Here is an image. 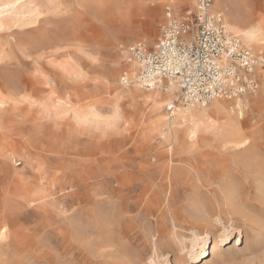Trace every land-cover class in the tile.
Returning <instances> with one entry per match:
<instances>
[{
  "label": "rangeland",
  "instance_id": "1",
  "mask_svg": "<svg viewBox=\"0 0 264 264\" xmlns=\"http://www.w3.org/2000/svg\"><path fill=\"white\" fill-rule=\"evenodd\" d=\"M6 1L0 0V264H205L204 256L206 264H264V201L255 191L264 178V79L240 100L242 117L234 110V122L220 119L221 130L203 136L221 140L192 150L175 141L169 164L163 153L170 132L161 128L155 99L144 88L117 91L127 88L119 80L120 46L154 43L165 0H19L26 3L20 13ZM226 2L264 38V0ZM190 7L183 0L174 15ZM129 8L132 17L124 14ZM154 12L150 24L140 16ZM240 139L250 141L248 149L234 147ZM165 172L172 177L169 199ZM229 183L251 190L256 206L231 212L218 191ZM197 193L208 205L204 214L191 207ZM213 195L220 208L211 205ZM153 202L163 207L156 230L155 216L144 210ZM216 218L232 224L229 238L215 254L210 242L192 257L193 233L213 238L221 229Z\"/></svg>",
  "mask_w": 264,
  "mask_h": 264
},
{
  "label": "bare ground",
  "instance_id": "2",
  "mask_svg": "<svg viewBox=\"0 0 264 264\" xmlns=\"http://www.w3.org/2000/svg\"><path fill=\"white\" fill-rule=\"evenodd\" d=\"M181 1H183V0H178V2L175 3L173 1L165 0L166 9L169 10V13L171 16L176 17V18L180 16V14L179 15H174V14H176V12L178 10L179 3ZM170 2H171V5H170ZM21 3L19 2V0H8L5 3L6 4L5 7H7V9H9V7H10V9H12V10H14L13 8H15V9L20 8L21 9V7H23V6L25 7V5H26V3L25 4L24 3L21 4ZM190 4H191V7L189 9H185V10H195L196 4H197L196 0H190ZM20 9L18 10L19 13H20ZM12 10H11V12H12ZM211 10L214 12H219L222 15L223 23L225 25L227 32H229L230 34H232L234 36H237L243 45L251 48L254 51L263 52V50H261V49L264 48V45L262 44L264 38L262 37L263 34L261 33V29H259L257 26L252 25L251 23H242L241 22L242 17H240L238 11L235 8H233L230 4H228L226 2V0H213V2L211 4ZM2 11H4V10H2V8H0V14L2 13ZM166 12H167V10L165 11V15H166ZM16 13H17V11H16ZM124 14H126V16H129V17L133 16V12L130 8L126 12H124ZM154 14H155V12L154 13H142V14H140V16H143V20L145 21L146 24H150L151 20L149 18ZM6 16L8 17V15H6ZM0 22H1V19H0ZM123 46L124 45H121L120 48H121V52H122V58L125 59V67L122 70L121 75H124L128 78V83L122 84V86L123 85L127 86L126 89L122 90L123 88L120 87L122 89H117V91H118V93H124V95H125V93L131 95L133 92H143V90H141L139 88H144V89L148 90L150 96L155 99L156 110L161 115V117L159 118L161 128L163 129V126H165L168 128V130L170 132L169 137L165 140L166 146L168 147V149L163 153V156L167 158L168 163L172 161V156L174 155L173 149L175 148L174 147L175 141H177V143L181 144V146L192 150V149L200 146L202 143L206 144L207 142L209 143V142L221 140V139H217L215 136V137H213L214 139H211V140H208V138L206 137L208 141L207 140L205 141L203 136L205 135V133H211L214 135V132H217L220 129L219 125H218L220 122V119L224 120L223 121L224 123L234 122L235 117L230 115L231 113L234 112V110L237 111L236 113H237L238 117H242L243 108H242V104H241L242 101L240 102V100L244 99L245 97L249 96L250 94H244L240 97L231 98V99L236 100L233 102L229 101L226 98L216 97V98L211 99L209 102H207L204 105H200V104L184 105V104H181V100H180L181 89H180V85L177 82V80L170 78V79H166L165 81L161 80L158 83H152V84L144 83L138 77L139 63L130 56V54L128 52V47L125 49ZM255 71H257V75L260 79H264V77H263L264 76V74H263L264 68H262V66H256ZM111 82H113V81H111ZM162 84H164L165 87L162 88ZM116 85H118V84H116ZM257 90L252 94H255L257 92ZM164 106H166V107L171 106L172 107V109L170 111H168L167 115L162 113V109ZM209 112L213 116H211L209 114ZM214 115H216V117H214ZM230 141L231 140H229L228 142H230ZM234 145H235L234 146L235 148L239 149L238 151L245 150V149H248V147L250 145V141L248 139H240V140L236 141L234 143ZM176 147H178V146H176ZM251 152H253V151H251ZM253 155H255V154H253ZM231 156H232V154H231ZM248 156H249L248 154L244 155V157H248ZM251 159H253V158H251ZM245 162H249L248 159ZM250 164H251V162H250ZM251 165H253V164H251ZM173 166H174V164H173ZM204 171H205V169H204ZM199 172H200V170H199ZM199 172L197 173V175L194 172L195 173L194 175H196L197 180H201V178L203 177L202 176L200 178ZM165 173H166L165 185H167V187L169 189L167 190V192H165V191L164 192L166 193V196L169 199V198H171L172 191H173L172 187H171L172 177L169 174L170 171H169V173H167V172H165ZM190 173L191 172H189V174ZM187 178H188V176H187ZM204 178H202V180ZM229 179L227 178V181H229ZM180 181L182 182V180H180ZM256 183H257V185L255 187L256 188L255 191H256L257 200L259 202H263L264 201V178H260L259 182H256ZM181 185H179V186H181ZM189 188H190V186H189ZM218 189H219L218 191H220V193L222 194V200H223L222 204H224L226 207L230 208L231 212L240 213L241 211L244 210L245 205H246L245 203H247L249 206H251V205L256 206L255 203L251 202V197H250L251 190H249L248 194H247L245 189H243V188L239 189L233 183H229L226 185L222 184V187H219ZM198 193H200V192H198ZM198 193L196 194V196H194V199L192 200L193 203H191L192 204L191 207H193L197 212L204 214L207 204H206V201H204L199 196L200 194H198ZM243 193L246 195V197L242 198L241 196L243 195ZM189 197H191V196H189ZM217 199H219V198L218 197L216 198V196L213 195L211 197V202H212L211 205L213 207L220 208L221 206L219 205V203H221V202H219V200H217ZM188 200H190V199L188 198ZM248 205H247V208H248ZM247 208H246V210H247ZM144 210L147 213L146 215L151 214V215L155 216V230L158 229V227H163V223H164L163 222V207H161V204H159L157 202L147 204L144 207ZM175 216H176V214H175ZM243 216H244V214H243ZM147 219H148V217H147ZM172 219H174V218H172ZM164 220H166V219H164ZM216 222L221 224V229H219L217 231L216 235H214L213 238L211 237L212 235L207 233L208 231L206 233L203 232L201 235L198 234V235H200V237H197V234L195 232L193 233V237L191 238L190 248H188V250H187V252L189 251V253L192 254V257L197 258L198 255L201 254V252L205 251V245H207V243L209 245L210 242H212L210 250H211L212 254H215L216 251L219 250V249H217L218 243L227 241V239L229 238V235L231 233V228L233 227L232 224H223V223H221L219 218L214 219V223H216ZM174 224H175V222H174ZM237 230H238L237 238H240L241 230L239 228H237ZM161 234H163V229H161V231H160V235ZM180 243H181V250L185 251V248H187V245H185L183 241H181ZM196 245H198V247ZM194 246H196L197 252L192 251ZM202 259H204L205 264L208 262V259L206 256L202 257Z\"/></svg>",
  "mask_w": 264,
  "mask_h": 264
},
{
  "label": "built area",
  "instance_id": "3",
  "mask_svg": "<svg viewBox=\"0 0 264 264\" xmlns=\"http://www.w3.org/2000/svg\"><path fill=\"white\" fill-rule=\"evenodd\" d=\"M196 2L195 10H184L177 18L167 9L152 45L137 40L128 46L139 63V79L146 84L177 80L184 105L254 93L259 87L255 67L264 64L263 53L227 32L222 15L211 10L213 0ZM119 80L128 83L124 75Z\"/></svg>",
  "mask_w": 264,
  "mask_h": 264
}]
</instances>
